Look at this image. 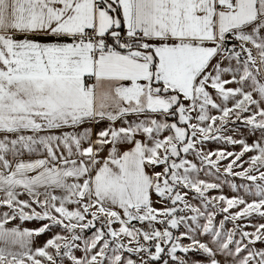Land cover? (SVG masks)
Masks as SVG:
<instances>
[{
  "label": "snow or ice",
  "instance_id": "1",
  "mask_svg": "<svg viewBox=\"0 0 264 264\" xmlns=\"http://www.w3.org/2000/svg\"><path fill=\"white\" fill-rule=\"evenodd\" d=\"M0 264H264V0H0Z\"/></svg>",
  "mask_w": 264,
  "mask_h": 264
},
{
  "label": "rangeland",
  "instance_id": "2",
  "mask_svg": "<svg viewBox=\"0 0 264 264\" xmlns=\"http://www.w3.org/2000/svg\"><path fill=\"white\" fill-rule=\"evenodd\" d=\"M236 182L239 183L238 180H237ZM223 190H224V193H225V194H227V195H231L230 189H229L227 186H225ZM27 226L32 227L33 225L29 224V225H27Z\"/></svg>",
  "mask_w": 264,
  "mask_h": 264
}]
</instances>
